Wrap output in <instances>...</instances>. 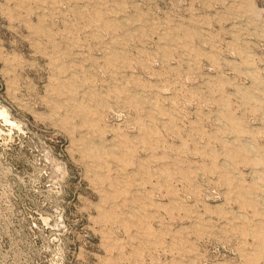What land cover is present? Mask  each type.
Instances as JSON below:
<instances>
[{
  "label": "rangeland",
  "instance_id": "obj_1",
  "mask_svg": "<svg viewBox=\"0 0 264 264\" xmlns=\"http://www.w3.org/2000/svg\"><path fill=\"white\" fill-rule=\"evenodd\" d=\"M0 264H264V0H0Z\"/></svg>",
  "mask_w": 264,
  "mask_h": 264
}]
</instances>
